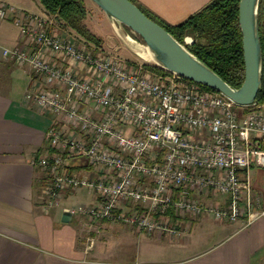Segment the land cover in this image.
<instances>
[{"label": "built area", "instance_id": "2783aa9c", "mask_svg": "<svg viewBox=\"0 0 264 264\" xmlns=\"http://www.w3.org/2000/svg\"><path fill=\"white\" fill-rule=\"evenodd\" d=\"M16 13L0 2V19ZM14 22L32 47L3 55L42 79L44 87L26 98L65 124L48 129L50 150L32 159L48 176L46 211L61 206L66 192L85 188L95 201L63 212L149 235H174L185 218L246 226L259 216L249 170L264 169V105H239L158 66L75 43L39 15ZM78 159L93 176L70 172L68 162Z\"/></svg>", "mask_w": 264, "mask_h": 264}, {"label": "crops", "instance_id": "0c3cea01", "mask_svg": "<svg viewBox=\"0 0 264 264\" xmlns=\"http://www.w3.org/2000/svg\"><path fill=\"white\" fill-rule=\"evenodd\" d=\"M137 1L174 25L212 0ZM0 2L18 9L15 15L0 19V264H264V169L256 166L249 174L259 216L246 226L244 220L232 223L202 216L182 222L174 235H149L119 223L90 225L79 216L63 221V208L95 201L85 188L66 192L61 206L46 211L42 187L48 176L32 165V159L50 150L48 129L53 125L65 129V124L61 116L42 112L26 98L28 91L43 88L44 82L28 64L19 65L3 51L32 47L22 37L16 18L24 21L26 15H39L48 20L50 31L71 30L39 0ZM87 20L84 22L90 31H115L106 15L98 14L93 27ZM68 169L93 176L81 159L69 161ZM91 229L97 232L88 235ZM141 234L147 237L140 239L139 249L112 248L118 239L135 243L136 235L139 238ZM88 237L93 239L92 245Z\"/></svg>", "mask_w": 264, "mask_h": 264}, {"label": "trees", "instance_id": "16d2710c", "mask_svg": "<svg viewBox=\"0 0 264 264\" xmlns=\"http://www.w3.org/2000/svg\"><path fill=\"white\" fill-rule=\"evenodd\" d=\"M39 1L42 7L49 14L54 15L66 28L74 31L85 41L93 43L96 49L101 46V39L96 37L85 25L87 9L84 0ZM130 1L136 4L146 16L165 28L178 42L185 45L192 54L228 84L236 88L242 85L245 68L242 33L239 26L240 0H212L186 20L174 25L159 18L137 0ZM258 20L263 69L262 84L255 102L264 105V0H260ZM187 36L193 38V43L190 45L185 43ZM153 68L159 69L155 65ZM186 81L193 83L189 80ZM195 85L202 90L216 92L208 87Z\"/></svg>", "mask_w": 264, "mask_h": 264}, {"label": "water", "instance_id": "95a60500", "mask_svg": "<svg viewBox=\"0 0 264 264\" xmlns=\"http://www.w3.org/2000/svg\"><path fill=\"white\" fill-rule=\"evenodd\" d=\"M91 1L104 12L115 31H119L118 26H124L143 40L152 55L151 62L155 66L173 72L195 84L213 89L239 105L250 106L255 103L262 84L263 69L258 20L260 0L239 1V26L242 33L245 72L244 81L238 88L223 80L130 0ZM70 218V213H63V221L68 222Z\"/></svg>", "mask_w": 264, "mask_h": 264}, {"label": "rangeland", "instance_id": "374dc122", "mask_svg": "<svg viewBox=\"0 0 264 264\" xmlns=\"http://www.w3.org/2000/svg\"><path fill=\"white\" fill-rule=\"evenodd\" d=\"M85 6L87 9V17L88 20L86 24L88 26L93 27V23H96L97 15H101L102 17L105 15L104 12L91 0H84ZM11 5V4H10ZM86 17V19H87ZM85 19V20H86ZM93 22V23H92ZM117 25V24H116ZM98 26V25H97ZM113 27V26H112ZM114 28V27H113ZM119 31H91L96 37L100 38L102 43L101 46L98 48V50H101L102 52L106 54H112L119 59L127 62H133V63H147V65H155L153 62L146 61L145 59L141 58L139 55H137V49L135 46H133L130 42H128V37L133 39L138 45L144 47V42L132 31L128 30L124 26H118ZM89 29V28H88ZM115 29V28H114ZM60 35L63 37H66L70 39L71 41L83 44L91 49L95 48V45L93 43H89L79 37L74 31H59ZM190 37V36H187ZM192 219L185 218L184 221H191ZM121 224V223H119ZM180 226L178 227V229ZM146 234H141L139 238H137V235L135 237L136 242L135 243H128L127 241H123V239H118L113 244L112 248L117 249H129V250H135L139 249L141 247V238H145Z\"/></svg>", "mask_w": 264, "mask_h": 264}, {"label": "bare ground", "instance_id": "6f19581e", "mask_svg": "<svg viewBox=\"0 0 264 264\" xmlns=\"http://www.w3.org/2000/svg\"><path fill=\"white\" fill-rule=\"evenodd\" d=\"M128 42H130L133 46L136 47V49L138 50L137 51V54L145 59L146 61H153V58H152V55L151 53L149 52V50L146 48V46L142 47L140 45H138L133 39H131L130 37H128Z\"/></svg>", "mask_w": 264, "mask_h": 264}]
</instances>
